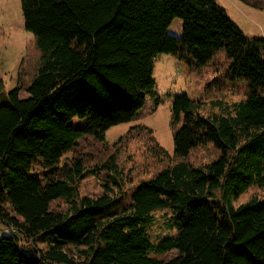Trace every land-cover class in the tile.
<instances>
[{"label":"trees","instance_id":"16d2710c","mask_svg":"<svg viewBox=\"0 0 264 264\" xmlns=\"http://www.w3.org/2000/svg\"><path fill=\"white\" fill-rule=\"evenodd\" d=\"M21 9L42 59L25 96L20 87L4 95L0 83V224L12 231L0 234V264H79L70 247L87 249L80 264H264V196L232 205L264 188V38L246 37L218 0H22ZM177 20L180 33L171 30ZM219 51L232 80L248 85L246 99L233 114L205 116L187 94L176 96L179 161L142 181L128 203L109 188L79 198L77 182L88 176L81 160L69 181L58 179L80 139L104 143L155 96L158 56L201 68ZM208 144L220 157L191 165L190 153ZM153 152L170 155L157 142ZM102 168L117 173L114 158ZM59 198L68 213L51 210ZM163 210L174 235L153 243V213ZM164 254L172 255L157 258Z\"/></svg>","mask_w":264,"mask_h":264},{"label":"rangeland","instance_id":"374dc122","mask_svg":"<svg viewBox=\"0 0 264 264\" xmlns=\"http://www.w3.org/2000/svg\"><path fill=\"white\" fill-rule=\"evenodd\" d=\"M21 1L0 0V83L6 96L17 87L25 96V90L35 77L42 59L34 35L25 29ZM247 2L218 0L246 37L264 38V0ZM180 29L181 21L177 20L171 30L180 33ZM229 66L230 60L225 51L217 52L201 68L193 61H180L171 55L158 56L154 61L155 96L147 99L133 121L109 130L104 143L88 136L80 139L57 166L58 179L69 181L73 177L74 163L81 160L88 176L77 182L79 198H97L109 188L112 189V196L124 198V202L128 203L131 193L142 181L151 179L167 165L179 161L173 158V134L182 123L173 125L171 106L176 96L187 94L198 106L199 113L205 116L233 114L232 106L246 99L248 85L233 81ZM155 142L170 154L169 158H162L153 152ZM219 157L220 151L213 144H208L193 150L187 160L194 167H199L211 164ZM112 158L117 167V173L113 174L102 168ZM33 172L43 176L45 169L42 163L37 162ZM215 193L220 200L221 190ZM263 196L264 188L251 187L234 199L232 205L239 207L254 197ZM70 208L71 203L64 198L51 204V210L57 213L66 214ZM153 215L154 223L149 229L153 243L173 236L170 210L155 211ZM11 232L10 228L0 224V234ZM23 243L25 245L26 242ZM33 248L39 251L46 249L41 243H35ZM86 250L85 247L66 248L70 258L79 264L86 259ZM171 255H159L157 258L165 259Z\"/></svg>","mask_w":264,"mask_h":264}]
</instances>
